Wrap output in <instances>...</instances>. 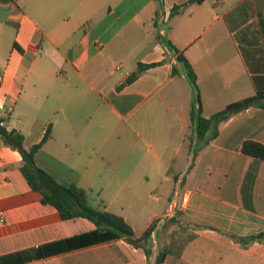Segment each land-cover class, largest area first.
I'll list each match as a JSON object with an SVG mask.
<instances>
[{"label": "crops", "instance_id": "obj_1", "mask_svg": "<svg viewBox=\"0 0 264 264\" xmlns=\"http://www.w3.org/2000/svg\"><path fill=\"white\" fill-rule=\"evenodd\" d=\"M188 1L0 0L1 124L20 131L25 148L39 142L49 126L36 164L58 182L86 189L91 206L121 215L136 236L159 220L149 254L121 238L25 264H155L157 254L173 245H182L180 253L174 248L161 264H264V160L239 150L246 139L264 144L262 109L233 114L202 141L194 133L185 137L184 109L181 126H158V112H141L142 119L152 118L150 126L137 119L129 129L147 150L164 144L170 129L180 148L190 141L183 169H172L169 160L164 165L160 152L156 163L140 159L122 173L113 157L98 158L94 125L80 123L79 111L89 99L101 112L121 118L151 97L161 114L175 97L186 108L191 86L177 61L179 52L196 74L202 116L255 93L251 71L264 72V0ZM175 6L181 7L171 14ZM138 63L157 64L119 88ZM187 106L190 113L191 100ZM177 156L171 152L173 162ZM20 164V154L0 140V255L94 227L81 217L62 220L43 204ZM104 168L114 197H134L146 205L149 198L159 208L140 231L129 221L127 202L114 201L111 209V203L96 200ZM175 228L185 234H173Z\"/></svg>", "mask_w": 264, "mask_h": 264}, {"label": "trees", "instance_id": "obj_2", "mask_svg": "<svg viewBox=\"0 0 264 264\" xmlns=\"http://www.w3.org/2000/svg\"><path fill=\"white\" fill-rule=\"evenodd\" d=\"M203 0H189L188 3H201ZM181 7V6H180ZM175 6L171 14L177 13L180 9ZM169 46H173L168 43ZM19 50H21L16 44ZM175 52L178 51L176 48ZM177 61L181 64L188 81L196 86V74L183 55L177 54ZM157 63H138L136 69L126 77L118 86H122L134 81L140 72L156 65ZM176 68H172V74H175ZM263 73V74H261ZM258 75L251 71L255 93L245 98L228 103L221 110L204 117L201 114V103L198 92H196L197 105H193L190 110V116L194 124L196 137L204 140L206 133L211 127H215L213 135L216 133V125L227 120L233 114L246 110L250 107H257L264 111V79H261L264 72ZM3 119L0 117V140L3 144L16 150L21 156L20 171L29 187L41 195L43 204L54 207L62 220L74 219L77 217L85 218L93 223L94 227L90 230L82 231L67 237L44 242L36 246L23 248L0 255V264H25L34 260H39L63 253L76 251L79 249L110 243L112 241L124 238L134 247H141L149 254L147 248L151 233L153 232L156 220L151 221L149 226L140 235L136 236L133 227L121 216L107 210L105 207H93L88 203V192L75 184H63L55 180L49 173L40 168L35 162V154L42 147L50 135L49 126L47 127L42 139L25 148L23 134L15 128L7 129L1 124ZM206 141V140H205ZM241 153L264 160V144L252 139H246L239 146ZM249 238L256 236H248ZM259 237V236H258ZM146 244V245H145ZM150 246V245H149ZM174 248L180 250L181 246H169L159 252L155 259V264H161L169 253H174ZM177 256H179L177 254Z\"/></svg>", "mask_w": 264, "mask_h": 264}, {"label": "rangeland", "instance_id": "obj_3", "mask_svg": "<svg viewBox=\"0 0 264 264\" xmlns=\"http://www.w3.org/2000/svg\"><path fill=\"white\" fill-rule=\"evenodd\" d=\"M190 97H189V102L190 100L192 101L193 105H197V100H196V86L192 85L190 83ZM168 86H165L164 90L167 88ZM156 95H159V90L157 92ZM159 97V96H158ZM157 97V98H158ZM156 97H151L149 98L146 102H144L140 107H138L134 112H131L130 115H125V118H121L119 116H117L116 114H113L112 112H101L104 111L102 108L101 109H97L95 108V106H93L92 104V100L89 99V104L85 103L82 111L79 112H83L82 113V121L80 120V123H82V125H87L89 124H93L94 125V131L97 133V141L99 144V150L98 152V158L102 159V158H110L113 157L115 159V166H117L120 169V172H128L129 169H131L133 167L134 164H137V162L141 159V161L143 160H147L146 162H155V156L156 155H160L161 152V157L163 160L164 165H167V161L169 160V163H171V165H169V167H171L172 169H183L184 165L186 163V160L184 158V155L186 154L185 152L188 149V144L190 141H188V139L186 141H184L182 147L180 148V146H178L179 142L178 139L176 137L175 138V134L173 137V132L174 129H170L169 133L166 132L164 133L165 136V142L164 144H161L159 147L156 144H153V147L151 148V150H147V145L144 144L143 140L140 141L137 137L136 134L134 133L133 130L129 129V125L132 122H135L137 119L138 121H141L143 126H150V124L152 123V118L150 117L149 119H142L140 117L141 112H148L149 116L151 115H156L155 113H159V125L162 124H166L169 123L171 124V126H181L182 120L179 116L180 110L184 109V123L186 125V133H185V137L190 138V136H192L191 134H195L196 137V133L194 130V124L192 122L190 113L188 112V103L186 102V108H183L185 104L183 101L179 102V99L177 97L174 98L173 102L169 101L168 103L172 105L171 109H168L167 112H165L164 114H161V112H159V107H157L155 105V101L157 99H155ZM106 111H108V108H106ZM79 123V124H80ZM161 129V128H159ZM140 131V130H139ZM143 135V134H142ZM158 137H159V132H158ZM160 141H162V139L159 140V144ZM135 144V146H134ZM172 151H177L178 156L176 157V160L173 162L172 157H171V152ZM173 154V153H172ZM97 164H99V162H97ZM100 164H103V162H100ZM95 166V165H94ZM167 167V166H166ZM103 168V166L100 167V169ZM107 168H104V170L100 171V179H99V190L98 192L100 193V197H96V200L100 202L101 205H107L109 203H111L112 207L111 209H116L115 204L113 205V202H127L125 203V210L126 214L129 217V221H131V223L133 225H135L137 227V229L140 231V229L142 227L143 223L146 222L148 215H150V213L152 211H156L159 213V208H157V210H155L153 208V201L149 198H147V205L146 204H142V203H137L138 199L136 200V198H127L124 196H113V191L110 192L108 186L106 185V171ZM187 171V169L184 170L183 173H185ZM105 184V185H104ZM167 184H171L170 182H168ZM103 201V204H102ZM100 205V206H101ZM110 205V204H109ZM145 205V206H144ZM102 208V207H99ZM128 208V209H127ZM137 208L140 209L142 208L143 210H146V213L142 210V212H138ZM112 212V211H111ZM114 213V212H113ZM117 214V213H116ZM119 215V214H118ZM159 222V220H156V224L157 225ZM169 222H171V220H169ZM141 224V225H139ZM165 226H170L169 223H166ZM165 230L162 229L161 233H160V237H162L165 235L163 232ZM173 234H177V235H184L185 233L182 234V232L178 229L175 228L172 230ZM159 239V234H155L154 236V240L156 242H158ZM148 246L151 244H156V243H152V242H147ZM146 245V244H145Z\"/></svg>", "mask_w": 264, "mask_h": 264}, {"label": "built area", "instance_id": "obj_4", "mask_svg": "<svg viewBox=\"0 0 264 264\" xmlns=\"http://www.w3.org/2000/svg\"><path fill=\"white\" fill-rule=\"evenodd\" d=\"M0 221H3L2 217H0Z\"/></svg>", "mask_w": 264, "mask_h": 264}]
</instances>
